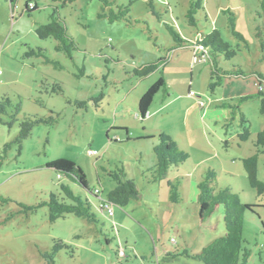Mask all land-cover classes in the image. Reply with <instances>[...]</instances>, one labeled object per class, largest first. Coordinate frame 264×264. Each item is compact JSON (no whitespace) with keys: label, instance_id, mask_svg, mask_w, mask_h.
<instances>
[{"label":"rangeland","instance_id":"rangeland-1","mask_svg":"<svg viewBox=\"0 0 264 264\" xmlns=\"http://www.w3.org/2000/svg\"><path fill=\"white\" fill-rule=\"evenodd\" d=\"M28 1L18 0L11 12L9 4L0 0V101L6 97L19 106L11 128L7 123L13 111L1 116L0 264H45L39 253L50 252L56 241L69 247L57 253L56 264H198L184 257L169 260L161 253L182 247L199 253L224 235L222 207L203 224L197 216V186L207 171L216 175V191L227 188L243 204L264 205L249 186L241 164L255 153L256 135L264 130L261 99L256 97L255 73L264 77V50L255 37V28L263 22L257 16L258 0H204L195 17L196 27H189L184 18L190 0H153L152 8L149 0H108L114 12L118 6L129 8L127 20L112 24L98 18L102 12L98 0H77L58 9L78 48L72 60L55 51L53 39L39 40L35 34L38 25L47 23L51 4L36 0L37 10L27 16ZM225 11L235 14V29L244 42L228 31ZM165 25H173L187 41H194L196 33L219 31L237 51L229 61L220 58L219 67L225 72L239 67L244 76L226 78L211 91L209 66L199 62L193 71L187 70L182 55L189 49L175 50L174 63L165 68L169 97L159 92L147 117L141 119L136 116L139 99L159 73L138 79L132 71L166 57V51L173 48ZM38 49L60 67L45 63L43 57H25ZM54 83L61 86V94L50 93ZM189 87L193 96L188 94ZM246 97L250 99L238 103ZM240 114L248 121L250 133L243 143L237 138ZM29 116L56 121L51 127L35 126L19 154L17 145H12L4 155L3 148L16 137L19 122ZM161 133L174 137L177 148L189 155L179 170L169 172V178L180 184V202L173 207H168V187L163 184V196L157 184H146L141 174L155 163V141L139 137ZM261 151L257 178L264 183V148ZM58 159L78 166L90 191L102 190L103 197L115 186L107 172L123 168L134 180L139 200L122 208L114 206V218L99 214L98 198L46 167ZM61 185L88 200L99 225L73 215L50 223L46 208L22 212L19 203L35 207L50 194H59ZM254 211L245 214L243 239L251 250L248 264H264V208ZM117 247L120 258L115 255Z\"/></svg>","mask_w":264,"mask_h":264},{"label":"trees","instance_id":"trees-1","mask_svg":"<svg viewBox=\"0 0 264 264\" xmlns=\"http://www.w3.org/2000/svg\"><path fill=\"white\" fill-rule=\"evenodd\" d=\"M9 4L11 12L14 11L18 0H1ZM51 4L52 11L48 17V21L45 24H40L35 28V34L39 40L53 39L55 41V51L63 53L68 59L72 60V53L77 51V45L74 40L67 34L66 25L64 20L60 18L58 9L59 7L65 8L72 5L77 0H44ZM102 4V12L98 14L99 19H105L108 23L119 22L127 20L129 17L128 7H119L118 11L114 12L112 9L113 4L108 0H98ZM204 0H190L189 7L185 14V20L189 27H196V15L202 9ZM260 13L258 18H263L261 26L255 28V37L259 40L261 49L264 50V0H258ZM131 4V3H129ZM153 4V0H149V5ZM37 10L36 0H29L24 6V12L27 16H30L32 12ZM228 16L227 29L230 34L237 40L244 42V38L236 31V19L235 14L230 11H225ZM207 20V17L205 16ZM172 40L174 42L173 48L166 51V57L156 60L155 62L146 63L140 68H134L132 75L138 79H143L152 73H159V78L153 83L147 91L140 97L137 108V117L144 119L149 113L150 106L155 96L163 91L165 97H169L170 87L165 80V68L167 64H171L174 60L176 51L181 49H189L184 52L190 57L191 64L197 66L199 62H203L209 66L210 79L209 88L213 89L221 86L224 79L234 77H243L244 73L241 68L233 69L231 72H225L219 67L220 58L225 61H229L236 56V50L231 45L224 41L219 31L212 29L209 34L196 33L194 41H187L183 39L181 34L175 29L173 25H165ZM201 49V50H200ZM176 50V51H175ZM43 50L38 49L36 52L30 50L25 53L26 58L30 57H43L45 63L53 64L56 68L60 66L57 63H52L45 58ZM179 57V56H178ZM192 71V70H191ZM167 73V71H166ZM80 75H83V69H80ZM258 93L256 97L260 98L261 112L264 113V77L259 73H255ZM215 79V81H213ZM62 88L59 84L54 83L51 86V94H61ZM188 94L193 96V92L188 90ZM250 99V97L240 98L238 103L241 104ZM79 107H84V102H76ZM11 110L13 112H11ZM11 121L7 123V126L11 128L14 122L17 121L16 116L19 113V106L12 105L11 101L4 97L0 101V125L4 122L1 116H9ZM56 119L52 117H24L19 122V129L14 140L6 144L3 148L4 155L11 148L12 145H17L18 154L21 151L22 143L31 134L33 128L39 124L53 126ZM247 120L243 114H240V128L241 133L237 135L239 143L246 142L250 136L247 125ZM128 137L129 132L124 129ZM141 140L155 141L152 145V153L155 156V165L153 168L142 172V177L145 178V182L148 185H155L159 183H165L169 190V201L173 205H177L180 202L179 195V183H174L168 179V174L171 168H178L180 165L189 160V155L177 148L175 141L167 134L161 133L156 137L140 138ZM129 140V137L127 138ZM227 145V143H226ZM264 148V130L257 133L255 141V153L245 159L241 160L243 170L246 174L249 186L255 191L258 199L264 201V183L257 178V165L259 154L262 153ZM3 157L0 156V164L3 161ZM48 169L55 172L58 177H63L69 183L75 184L80 189L93 193L90 191L86 177L83 171L76 166L73 162L66 159H58L52 161L46 165ZM147 173L149 174L146 177ZM107 176L115 184L114 188L109 191L106 197H103L102 190L100 195L107 201L108 204L114 206L125 207L132 201H138L140 194L133 179L129 178L124 169H116L114 172H107ZM216 182V175L212 170L207 171L202 181L198 184V196H197V215L200 223H205L207 219L219 208L223 209V224L224 235L212 241L206 247L202 248L199 253H191L187 250L181 252L174 251L173 253H167L165 258L169 260L184 257L193 260L200 264H248V260L251 256V250L247 248L246 241L243 239V226L245 220V214H256L254 209L257 207L264 208V205H248L241 203L238 195L231 192V190L224 188L216 191L214 184ZM61 192L59 194H50L46 201H42L35 207H30L25 204L19 203L23 213L30 211L34 212L38 208H46L48 212V220L50 223H54L60 218H64L67 215H73L77 218L85 220L89 224H100V219L92 212L91 205L87 199H82L80 196L74 195L71 189L66 185L60 186ZM96 198L98 196L94 195ZM99 201V198H98ZM100 201L98 205L99 214H106L105 211H100ZM114 211V210H113ZM263 227V225H262ZM112 230H115V224H112ZM116 232V231H115ZM264 232V228H263ZM105 243L109 244L110 240L106 239ZM112 237V240H115ZM69 247L60 241L54 242V245L50 252H40V256L45 264H56L55 257L61 250H67ZM263 247H260L262 250ZM120 248L117 247L115 255L120 258ZM261 255V251L258 252Z\"/></svg>","mask_w":264,"mask_h":264},{"label":"crops","instance_id":"crops-1","mask_svg":"<svg viewBox=\"0 0 264 264\" xmlns=\"http://www.w3.org/2000/svg\"><path fill=\"white\" fill-rule=\"evenodd\" d=\"M184 59L186 60L185 62H186V66H187V70L188 69H191L192 71L195 69H193V67H195L194 65H192L191 64V61H190V57H189V55L188 54H184ZM174 63V60H173V62H171V64H173ZM180 65H181V63H180ZM165 134V133H164ZM169 136V135H168ZM148 137H154V135L153 134H151V135H148V134H144V135H142L141 137H139V138H148ZM171 137V136H170ZM172 138V137H171ZM174 138V137H173ZM172 138V139H173ZM174 141H175V139H173ZM176 143V142H175ZM177 144V143H176ZM155 165V163L152 165V166H154ZM149 167L148 169H145V170H149V169H151V168H153V167ZM176 169H178L179 170V167L178 168H176ZM143 172V171H142ZM170 172V171H169ZM168 179L169 180H172V178H169V174H168ZM163 184H165V183H159V184H155L156 186H158V190L157 191H160V194H162L163 196H164V194H165V190H164V185ZM166 185V184H165ZM166 196V195H165ZM168 201V207H173L174 205L172 204V203H170V201H169V199L167 200ZM166 202V201H165ZM166 204V203H165ZM197 212V211H196ZM114 215H115V213H114V211H113V218H114ZM198 216V215H197ZM114 222H112V224H113ZM115 224V223H114ZM203 224V223H202ZM202 248H204V247H202ZM183 250H187L186 249V247L184 248V247H182L181 249H175V250H173V251H169V250H164L161 254H163V255H165L166 256V254L167 253H173L174 251H179V252H181V251H183ZM187 251H189V250H187ZM191 253H193V252H191ZM197 263V262H196ZM198 264H200V263H198Z\"/></svg>","mask_w":264,"mask_h":264},{"label":"built area","instance_id":"built-area-1","mask_svg":"<svg viewBox=\"0 0 264 264\" xmlns=\"http://www.w3.org/2000/svg\"><path fill=\"white\" fill-rule=\"evenodd\" d=\"M93 193L94 195L98 196L99 201L101 203L100 211H105L109 216H112L113 214L112 205L108 204L107 201L101 197L100 191L98 189H95ZM120 255H122V252H120Z\"/></svg>","mask_w":264,"mask_h":264}]
</instances>
